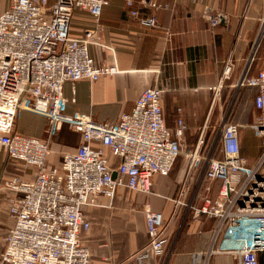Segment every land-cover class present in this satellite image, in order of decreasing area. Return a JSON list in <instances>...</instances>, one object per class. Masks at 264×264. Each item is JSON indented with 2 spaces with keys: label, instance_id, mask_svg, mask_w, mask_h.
Instances as JSON below:
<instances>
[{
  "label": "built area",
  "instance_id": "built-area-1",
  "mask_svg": "<svg viewBox=\"0 0 264 264\" xmlns=\"http://www.w3.org/2000/svg\"><path fill=\"white\" fill-rule=\"evenodd\" d=\"M108 1L10 0L0 12V150L34 168L32 178L12 176L5 183L17 196L9 199L14 223L5 235L0 264H91L90 250L81 242V232L89 227L85 209L95 206L101 196L112 199L119 186L151 193V177L168 174L180 156L185 175L173 201L184 204L181 197L195 182L186 208L195 218L216 220L215 250L236 254L238 264H258V253L264 251V69L248 74L247 67L264 37V0L248 64L238 82L256 88L250 127L259 138L260 152L251 164L240 153L241 125L226 118L219 121L214 140L219 157L202 154L208 142L203 132L193 149H183L179 137L186 125L179 116L175 129L166 126L157 87L143 89L131 109L111 122L65 113L66 81L96 80L117 71L115 64L90 56L86 39L69 34L74 7L99 20ZM124 1L127 13L141 25L157 26L155 17L137 8L134 0ZM142 1L155 8L167 6ZM205 16L211 25L227 17L210 9ZM229 71L226 64L223 72ZM20 110L47 118L45 137L16 130ZM63 123L77 131L81 141L74 150H64L58 164H48L54 136ZM211 148L210 143L207 152ZM215 178L221 179V186L212 199L210 182ZM204 179L207 184L200 192ZM144 212L148 241L136 254L140 261L163 254L168 241L162 214L148 203Z\"/></svg>",
  "mask_w": 264,
  "mask_h": 264
},
{
  "label": "crops",
  "instance_id": "crops-1",
  "mask_svg": "<svg viewBox=\"0 0 264 264\" xmlns=\"http://www.w3.org/2000/svg\"><path fill=\"white\" fill-rule=\"evenodd\" d=\"M134 1L142 12L155 17L156 27H145L130 16L124 0H109L99 20L84 8H73L70 36L86 39L90 56L99 63L115 64L117 71L96 80L66 81L65 113L111 122L131 109L143 89L157 87L166 126L175 129L179 116L186 125L179 137L183 149H193L202 132L206 134L226 118L241 125L240 153L254 162L260 152L259 138L250 127L256 88L238 82L248 64L262 0H149L167 5L159 8ZM9 2L0 0V12ZM207 9L224 12L226 21L211 25L205 16ZM226 64L230 65L227 75L223 72ZM261 69L262 42L247 73ZM47 122L44 115L20 110L15 128L45 137ZM80 141V134L63 123L54 136L48 164H58L61 153L74 150ZM104 150L108 152L107 147ZM108 157L116 163L115 157ZM177 160L168 174L151 177V193L119 186L112 199L101 196L95 206L85 209L89 227L81 232V242L90 250L91 264H238L236 254L215 250L219 245L216 220L203 215L195 218L186 208L193 191L181 197L184 204L173 201L185 175L181 156ZM33 174L34 168L0 150V252L14 223L9 199L17 196L5 183L12 176L30 179ZM145 203L162 214L168 241L163 254L140 261L136 254L148 241ZM258 256V264H264V251Z\"/></svg>",
  "mask_w": 264,
  "mask_h": 264
},
{
  "label": "rangeland",
  "instance_id": "rangeland-1",
  "mask_svg": "<svg viewBox=\"0 0 264 264\" xmlns=\"http://www.w3.org/2000/svg\"><path fill=\"white\" fill-rule=\"evenodd\" d=\"M261 42L262 43H264V37L261 39V41H260V43L259 44H261ZM226 106H228V105H224V107H226ZM230 106V105H229ZM228 106V107H229ZM233 106V104L231 105V107ZM218 125H219V122H217V124H215V126H211V128H209L207 131H206V135L208 136L209 134H210V137H211V146H212V148L211 149H209L208 150V154L210 155V156H214V157H217L216 155H220L221 153H220V149H219V145H218V141L217 142H215L214 143V140L215 139H218V132H219V128H218ZM212 141H213V143H212ZM202 154H204L203 152H202ZM206 155V154H205ZM182 159V158H181ZM180 160V157L178 158V160L177 161H179ZM249 164H251L250 162H252V161H247ZM194 183L195 182H193L192 184H190V186H189V189H187V193H191L192 191H193V189H194ZM186 199V198H185Z\"/></svg>",
  "mask_w": 264,
  "mask_h": 264
},
{
  "label": "trees",
  "instance_id": "trees-1",
  "mask_svg": "<svg viewBox=\"0 0 264 264\" xmlns=\"http://www.w3.org/2000/svg\"><path fill=\"white\" fill-rule=\"evenodd\" d=\"M207 139H208V142L206 143V145L204 146V148L202 149V152L203 153H207V146L210 145L211 143V137H210V134L208 136H206ZM207 141V140H206ZM217 157H219L220 155H216ZM198 172L196 173V176H197ZM205 184H207V180L204 179L202 180L200 186H199V191L200 192H203L204 191V186ZM221 186V179L219 178H215L213 179L211 182H210V190H209V195L211 196L212 199H214L217 195V192L219 190ZM258 259H259V256H258Z\"/></svg>",
  "mask_w": 264,
  "mask_h": 264
},
{
  "label": "water",
  "instance_id": "water-1",
  "mask_svg": "<svg viewBox=\"0 0 264 264\" xmlns=\"http://www.w3.org/2000/svg\"><path fill=\"white\" fill-rule=\"evenodd\" d=\"M113 176H115V173H113Z\"/></svg>",
  "mask_w": 264,
  "mask_h": 264
}]
</instances>
